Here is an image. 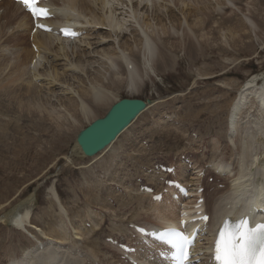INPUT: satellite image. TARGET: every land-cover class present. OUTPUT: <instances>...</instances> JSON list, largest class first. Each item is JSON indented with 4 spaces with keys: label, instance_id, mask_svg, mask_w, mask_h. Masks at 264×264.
Returning <instances> with one entry per match:
<instances>
[{
    "label": "rangeland",
    "instance_id": "obj_1",
    "mask_svg": "<svg viewBox=\"0 0 264 264\" xmlns=\"http://www.w3.org/2000/svg\"><path fill=\"white\" fill-rule=\"evenodd\" d=\"M110 2V10H116L121 1L110 0ZM225 2L226 4L223 6V8L225 7L223 10L224 13L217 15V19L211 24L212 26L206 25L208 29L204 32H199L197 30L198 27H196V29L194 27L191 28L195 31L196 37L193 36V31H190L186 25H182L179 32L171 34L170 38L168 35L162 34L161 28L155 25V21L152 18L149 19H152L151 22L156 29L155 31L158 30L161 32L158 33L161 38L163 37V40H159L161 43L178 44L180 42L179 44L181 45L184 41L187 43H197V40H200V42H202V40H204L201 39L202 33H208L207 45L203 47H193L194 50H198V53L195 51L193 52L194 55L190 56L185 47H164L161 43H158L161 53L169 57L170 68L166 72L161 73L156 71L155 73H150L149 77L145 79L142 88L138 89L139 91L132 92L124 84L119 87L116 85L114 86L111 91L115 93L117 100L135 98L153 100L157 104L153 105L139 116V118L120 136L119 140L111 149H107V151L100 153L97 157H83L81 160H76L73 165L68 163L67 158L71 155L75 147L76 136L79 134V131L76 132L74 129V123L71 120L70 122L63 123V129L57 128L52 122H47L48 126L44 127L43 131L40 129L37 130L43 138L40 136H31L30 144L26 146V149H24V145H21L20 148L17 147L16 150L7 148V146L13 142V137L9 130L0 125V154L4 148L9 155V158L4 161L6 163L1 164L0 159V202L3 206L7 205L5 207L6 210L0 209V264H8L12 262L13 259L19 260L24 256L26 250L29 251L35 248L38 242L43 241V237L39 233L41 231L47 234L53 232L54 228L57 226L56 224L60 225V212L63 213L64 210L68 212V216L64 214L63 221L65 222L62 225H64L65 230L62 228H60V230L66 234L68 238L64 240L65 242L62 246H64V244H67V246L72 244L75 245V247L85 248L84 250L87 252L83 250V253L85 252L84 254L88 253L89 255L91 254V256L93 255L90 259L94 260L89 262L88 258H83L84 260L86 259L85 264H119V262L117 263V261H119V253L116 248L108 246V249L106 246L99 243L100 247L98 246L96 249H93L91 244H89L90 239L95 236L98 231L101 232L99 241L101 239L100 242L103 244H107L104 239L106 237L108 238V236H120L124 239H128L130 238L131 231L129 234L125 233L126 235L121 232V229L124 227L123 225L126 224H124V222L128 224L134 223L156 226L159 225L162 222L161 220H164L166 216H170V214H166V209L171 208L173 213L177 215L180 209L192 207L191 204H188L190 200H192V202L196 200V197H192L182 200L181 202H175L168 196H165L164 202L166 203H151L148 195L146 198L141 199L144 200L145 203L139 204L137 197L140 195L138 194L143 193L138 191L139 189L137 187L140 183L136 178L139 177L138 179L142 180V168L148 167L154 162L171 164L178 162L181 156L188 155L195 159V164L197 163L199 166H194V168L190 170L191 173H188L184 180H189L194 184L195 181L193 180H197V177L194 176L197 175L198 171L202 170L200 168L206 170L209 174L205 180L207 192L206 195L204 194L206 200L205 205H207V207L210 206V204L213 205L212 202L214 201L212 200L216 190L224 191L226 187L230 186L237 176L236 165L240 145L237 143L238 134L231 138L227 129V122L242 86L249 78L258 74H264V0H260L259 2L254 0L250 5H248V0L239 3L237 0H233L236 5L234 3L233 5L229 4L228 0H197L195 2L187 0L186 3H189V7L187 8H184L181 4H177L176 6L174 3H169L167 1H161L160 4L167 8H171L179 18L191 16L189 22H192L195 20V17H193L194 15H184L182 13L183 8L189 11H193L195 8L200 9L201 7L206 10H214V7L217 6L218 3ZM249 2L251 1L249 0ZM144 3L148 5L147 2ZM248 8L251 11L250 14ZM160 9L161 8L158 6L153 8L152 5L149 4L150 14L153 10L158 11ZM117 13L119 14L114 17L119 18L122 11L117 10ZM244 14L250 15L252 18L254 17L260 29L257 28L252 31ZM127 16L128 14H122L119 19L126 18ZM144 16L146 15H140L141 18ZM229 17L230 19H234L233 23L235 25L241 23V21L246 23V28L244 32L242 31L240 36L242 38L236 37V40L238 41L239 39L240 41L237 46H233V41L228 36L226 28L222 27L221 29H224L223 31L216 28V23L219 19H221L220 22L223 24L224 19L228 20ZM200 19L203 20L201 16ZM2 22L4 21L2 20ZM131 23L132 22H129L128 24V28L131 26V30L129 29L128 32H126L127 35L124 38L125 40L123 39V42H127L126 39H129L130 44L134 41L133 37L135 30L133 29L136 27L134 21V24ZM239 27L240 26H238L237 30L234 32L238 30L240 32L241 29H239ZM92 28L94 27H89V29ZM136 29H138V27H136ZM216 30L219 31V34H217L218 31L216 32ZM115 31L116 30H113L111 32L113 36L116 35ZM97 32V36L102 37V35L106 34L104 32L109 31L99 29ZM150 32L152 34V29H150ZM19 34L23 35L21 33ZM11 35H13V33H11ZM1 37L0 35V47H16L13 43L4 42V38ZM94 37L96 36H93V38ZM154 37L158 40V36ZM90 39H92L91 36L88 40ZM27 40V47H31V40L28 36V32L23 42H27ZM91 41L93 43L96 42V40ZM111 41L115 44L113 39H111L109 43H111ZM119 45L120 43L117 42L115 47H119ZM84 46L87 47L85 44L81 45L78 43V47ZM100 46L102 45H96V47ZM169 51H171V53H169ZM171 56L173 58H171ZM93 66V69L88 70V72H91L88 78H93L92 82L96 83L100 80V66L98 64H94ZM83 79L87 81V79ZM69 82L72 83L73 80L71 81L70 78ZM54 89L58 90V92L61 90L59 86ZM64 98L66 97L64 96ZM5 104L6 103L2 101L0 107H4ZM101 108L102 107L97 108L99 118H102L106 113L102 111ZM6 120L7 117L0 113V121L4 122ZM88 125L89 124L86 123L84 127ZM51 126L54 127L51 128ZM68 126H70V129ZM22 129H20V131ZM191 131H194V133ZM31 133H35V131ZM17 139H19V137ZM142 141L146 142V144L144 145ZM1 145L3 147H1ZM146 149L148 151L153 149L149 156L142 155L143 153L145 154ZM258 154L264 155V150H259ZM13 161L17 163H13ZM221 163H229L231 165L232 174H226V177H223L224 181L217 180L216 182V171H219L224 176L223 170H221L224 168L220 166ZM3 164L5 165L2 166ZM253 167L255 168V164L254 166L249 165V169H254ZM196 168L199 170L196 171ZM179 170L180 172H184L185 170L189 172L188 167L184 168V170ZM193 171L196 175L192 174ZM98 179L102 184H100L99 187H94V183ZM212 179L215 181L213 182ZM147 180L149 182H154L150 180L149 176H147ZM143 184H148V182L143 180ZM54 190L58 193L60 203L64 208L62 210L58 205H55V213L52 211L54 210L52 207L53 202L56 201L53 195ZM102 191H104L105 195H107L106 193L108 192L113 193V196L109 197L107 204H104V206L101 203L89 199L90 196L94 194H102ZM34 192H38V197L31 219L32 224H34L33 228L32 225L31 227L27 225V228L25 227L24 230H20V228L10 226L1 221L2 216L9 211L10 204L13 203L12 208H14L28 200V198L33 196ZM106 198H108V196H106ZM127 204L129 205L126 207ZM122 205L123 207H121ZM88 210L93 211L90 213L95 216L98 215V218L97 216L96 218L93 216L92 218L85 217L84 219H82L83 217H78V215L84 216V211L87 212ZM81 211L82 213H79ZM96 211L99 212V214H97ZM190 211L194 212V210ZM160 213L162 214L160 215ZM175 214H172L171 217L173 218ZM162 216L163 218H161ZM84 222L89 226L86 227V223ZM77 225L86 228H83V230L81 229V235L79 233L80 231L77 229ZM35 236L39 238L36 239V241H34ZM46 237L52 238L49 235H46Z\"/></svg>",
    "mask_w": 264,
    "mask_h": 264
},
{
    "label": "bare ground",
    "instance_id": "obj_2",
    "mask_svg": "<svg viewBox=\"0 0 264 264\" xmlns=\"http://www.w3.org/2000/svg\"><path fill=\"white\" fill-rule=\"evenodd\" d=\"M161 1L174 3L176 6L177 4H181L184 8L189 7V3H186L187 0H139V3H127L123 1L119 2V6L120 8L122 7L121 9L126 11L123 10L121 16L122 14H128V16L126 18L119 19L121 17L120 15L119 18L114 17L119 14L117 13V10L119 9L110 10L109 8L110 0H54L55 5H57L56 11H59L58 14L60 16H64V20H70L73 18L75 19V22H78L81 18H85L87 24L89 23L95 25L97 28L89 30L88 35L93 32L94 33L91 34L92 39L88 41H86L85 38H82L79 41L74 40V42L71 40H62L54 36V34L48 35L44 33H37L33 38V44L36 45L37 52H35L32 47H27L28 40L27 42H23L26 35L25 32L29 31L30 33L32 30L30 16L22 11V7L20 5L7 1H5L7 3L3 5L0 4L1 38H4V42L13 43V45L16 46L0 47V104L2 101L6 103L4 107H0V113L7 117L6 121H0V125L9 130L11 132V136L13 137V142L10 143L7 148L16 150L17 147L20 148L21 145H24V149H26V146L30 144L31 136H42L37 130L40 129L43 131L44 127L48 126L47 122H52L57 128L63 129V123L70 122L71 120L74 123V129L76 132H80V130L82 131L86 128L84 127L86 123L91 124L93 121L100 119L98 116V107H102L101 110L107 113L111 107L119 101L117 100L115 93L111 91L115 85L119 87L124 84L132 92L139 91L138 89L142 88L145 79L149 77L150 73H155L156 71L162 73L166 72L170 68L169 57L166 54H162L159 48L160 46L158 43H161L159 40H163V37L161 38L158 33L162 32V34L168 35V37L171 38V34L178 33L182 25H186L190 31H193L191 28L194 27L196 29V27H198L197 30L199 32H204L208 29L206 25L209 26L213 24L214 20L217 19V15L224 13L223 10L225 7L223 8V6L226 4V2L218 3L217 6L214 7V10H206L201 7L200 9L195 8L193 11H189L183 8L182 13L184 15L193 14V17H195V20L189 22L191 16L179 18V16H177L171 8H167L166 6L160 4ZM189 1L195 2L197 0ZM228 1L229 4L233 5V0ZM241 1L246 2L247 0H237L238 3ZM250 1L251 2L248 0V5H250L254 0ZM255 1L259 2L260 0ZM144 2L150 3L153 8L158 6L161 9L158 11L153 10L150 14L149 6L147 4L144 5ZM249 8L248 12L250 14L251 11ZM77 13L79 14L78 18ZM140 15L146 16L141 18ZM200 16L203 20L200 19ZM244 17L248 20L252 31L259 28L254 17L252 18L247 14ZM150 18L155 21V25L157 27L161 28V32L158 30L155 31L156 29L153 27L154 25L151 22L152 19L149 20ZM2 20L4 22H2ZM233 20L234 19H230L229 17L228 20L224 19L222 24V22H220L221 19H219L216 23V28L221 31L224 30L221 29L222 27L226 28L228 36L233 41V46H237L240 41L238 39V42L236 37H240L242 31L244 32L246 23L241 21V23L235 25ZM133 21L135 26L139 29L138 30L136 27H133V30H135L133 37L134 41L130 44V40L126 39L127 42H123V39L127 35L126 32H128L131 27L130 26L128 28V24L129 22L133 23ZM55 26H60V23L56 22ZM100 26H109V28L117 31H115L116 35L113 36L111 32H104L106 33L105 35L98 37L96 34L98 32L96 31H98V27ZM238 26H240L239 29H241L240 32L239 30L237 31L239 34L234 32L237 30ZM150 29H152V34ZM218 30H216V32ZM11 33H13V35H11ZM19 33L23 35H20ZM192 34L196 37L195 31H193ZM217 34H219V31ZM93 36L96 37L93 38ZM154 36H158V40H156ZM207 38L208 33H202L201 39H204L202 42H200V40H197V43H187L184 41L181 45L179 44L180 42L178 44H168L163 42L161 45L164 47H185V49L187 48V53L190 56H193V52L196 51L198 53V50H194L193 47L196 48L206 46V41L208 40ZM111 39L114 40L115 44L119 42V47H115V44L112 43V41L109 43ZM91 40H96V42L93 43ZM77 42H80L81 45L85 44L87 47H78ZM96 45H102L103 47H96ZM169 53H171V51H169ZM171 58L173 57L171 56ZM94 64H98L100 66V80L96 83L92 82L93 78H88L91 74L88 70L93 69ZM70 78L71 81L73 80L72 83L69 82ZM83 78L87 79V81ZM58 86L61 89L60 92L54 89ZM238 94L239 95L232 107L230 118L227 122V129L231 138L237 134L239 135L237 143L240 146L238 149V159L236 165V179H234L230 186L226 187L224 191L216 190L213 195V205L210 204V206L207 207V205L203 204L199 209L194 210L195 212L206 210V212L211 216L206 239L211 235V231L215 227L221 226L227 217L236 219L241 216L249 215L252 218V224L256 221H264V155L258 154L259 150H264V74H258L249 78L242 86ZM64 96L66 98H64ZM155 104H157L155 101H153L151 105L149 104L141 115ZM136 120L137 118L134 121ZM52 127L54 126H51V128ZM68 128L70 129V126H68ZM20 129L22 130L20 131ZM32 130L35 131V133H31L33 132ZM18 137L19 139H17ZM119 138L120 137L111 143L105 151H107V149H111ZM1 147L3 146L1 145ZM69 157L67 158V161L72 165L76 160H81L82 155L80 149L77 147V143H75V147ZM8 158V152L3 148V151L0 154L1 164L6 163L4 161ZM13 163L17 162L13 161ZM254 164L255 168L253 167L254 169H249V165L254 166ZM4 165L5 164L2 166ZM196 166L199 165L196 163L195 167ZM220 166L224 168L221 169L223 170L224 175L232 174L231 165L229 163H221ZM181 170H184V168H181ZM197 170L199 169L196 168V171ZM201 171H198L197 174ZM193 181L196 182L197 180ZM100 184H102V182L98 179L94 183V187H99ZM101 193L102 194L99 195L94 194L93 196H90L89 199L101 203L104 206V204H107V200L109 199H107L106 196L111 197L112 193L108 192L106 193L107 195L104 194V191ZM139 194L140 196L137 197V201L139 204H144L145 201L141 199L146 198L147 196L146 194ZM53 195L55 196L56 201L53 202L52 207L54 210L52 211L55 213V205H58L62 210L64 208L62 207L59 195L55 192V190L53 191ZM37 197L38 192H34L33 196L18 206L12 208L13 203L10 204V209H8L9 211L2 216L1 221L10 226L20 228V230H24L25 227L27 228V225L30 227L32 225L33 228L34 224H32L31 219ZM199 197L205 199L204 195H202L196 197V200ZM196 200L194 202L190 201L189 203H192V206H194L196 204ZM128 205L129 204H127L126 207ZM6 206H3L0 202V209L6 210ZM121 207H123V205ZM165 211L166 214H170V216H166L164 220H161L162 222L160 224L165 227L168 226L167 223L170 221H177L176 223L178 224L181 220V214L178 212L179 214L177 213L176 215L173 213L171 208L166 209ZM90 212L93 211H84V216L81 214L82 216L78 215V217H83L82 219H84L85 217L92 218L95 216ZM195 212H184L183 219L189 221ZM79 213H82V211ZM64 214L68 216L67 211L64 210L63 213L60 212V225L56 224L57 226L54 228L53 232H49L47 234L39 230L41 231L39 234L43 237V241L38 242L35 248H32L29 251L26 250L24 256L19 260L13 259L12 262H9L8 264H85L87 258L89 259V262L94 261L90 259L93 255L91 256V254L89 255L86 253L88 255L87 256L84 254L85 252L83 253L85 248H80L78 246L75 247V245L72 244L69 246H67V244L61 246L65 242L64 240L68 238L66 234L60 230V228L65 230L64 225H62L65 222L63 221ZM161 214L162 213H160V215ZM172 214H175L173 218L171 217ZM96 216L98 218V215ZM96 216L94 218H96ZM161 218H163V216ZM125 223L127 224V222H124V224ZM126 224L123 225L124 227L121 229V232L124 231L128 234L131 230L126 228L128 226H126ZM83 228V226L77 225L80 235ZM114 232L117 233L116 231ZM46 235H49L52 238L46 237ZM100 235L101 232L98 231L97 234L90 239L89 244H91L93 249H96L99 246V243L107 248L108 246L110 247V245L100 242L101 239L99 241ZM109 237L111 236H108V238ZM34 239V241H36V239L39 238L35 236ZM202 250L205 251L206 247H203ZM83 258L86 259L84 260Z\"/></svg>",
    "mask_w": 264,
    "mask_h": 264
},
{
    "label": "snow or ice",
    "instance_id": "obj_3",
    "mask_svg": "<svg viewBox=\"0 0 264 264\" xmlns=\"http://www.w3.org/2000/svg\"><path fill=\"white\" fill-rule=\"evenodd\" d=\"M18 2L37 20L48 18L46 8L34 7L37 0H18ZM37 26L45 27L43 24ZM46 30L51 31V29ZM63 31L65 36H75V33L68 30ZM156 199L159 200L160 197ZM201 219L207 222L208 217L204 216ZM166 243L174 250V259L178 264H187L192 239L184 232L169 229ZM214 260L215 264H264V223L252 226L247 218H242L235 223L225 221L215 240Z\"/></svg>",
    "mask_w": 264,
    "mask_h": 264
},
{
    "label": "water",
    "instance_id": "obj_4",
    "mask_svg": "<svg viewBox=\"0 0 264 264\" xmlns=\"http://www.w3.org/2000/svg\"><path fill=\"white\" fill-rule=\"evenodd\" d=\"M151 100L122 99L111 107L104 118L91 123L76 137L84 156L93 157L109 146L139 115Z\"/></svg>",
    "mask_w": 264,
    "mask_h": 264
}]
</instances>
